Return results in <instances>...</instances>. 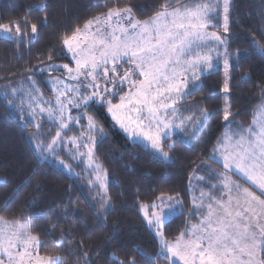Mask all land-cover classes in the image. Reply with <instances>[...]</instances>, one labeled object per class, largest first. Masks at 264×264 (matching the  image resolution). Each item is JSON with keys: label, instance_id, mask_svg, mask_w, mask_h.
<instances>
[{"label": "trees", "instance_id": "1", "mask_svg": "<svg viewBox=\"0 0 264 264\" xmlns=\"http://www.w3.org/2000/svg\"><path fill=\"white\" fill-rule=\"evenodd\" d=\"M165 2L0 0V24L27 20L26 25H20L22 42L8 39L0 31V216L13 221L23 217L30 233L39 237L37 252L59 257V264H127L129 260L135 264H168L163 258L156 259L160 245L139 205L153 203L162 194L179 196L184 210L162 226L163 236L174 240L198 219L196 213L202 214L197 208L191 209V175L196 173L202 179L195 181L198 189H194L210 191L218 183L210 172H224L222 165L209 160L226 127L219 68L202 75L200 83L189 88L191 94L177 103L179 115L191 120L185 129L163 141L168 161L130 140L109 116L107 105L92 102L77 110L93 119V157L106 174L105 192L92 184L83 161L79 163L62 150L55 152L71 166L70 172L55 157L39 154L38 146L46 148L52 143L59 125L44 117L22 121L23 112L11 96L16 88L30 85L29 77L44 94L50 93L45 79L62 77L64 70L40 69L72 64L62 44L65 34L71 35L109 9L131 7L132 15L143 21L161 10ZM190 2L170 0L169 9ZM227 16V51L231 53L228 127L235 130L237 125L249 127L257 107L264 102V0H230ZM32 24H37L36 33ZM127 65L123 62L120 67ZM125 92L124 87L112 102ZM79 123H71L61 135L78 137L86 130V121ZM104 201L107 206L101 207Z\"/></svg>", "mask_w": 264, "mask_h": 264}, {"label": "snow or ice", "instance_id": "2", "mask_svg": "<svg viewBox=\"0 0 264 264\" xmlns=\"http://www.w3.org/2000/svg\"><path fill=\"white\" fill-rule=\"evenodd\" d=\"M40 7L46 8V5L41 4ZM170 7V0H166L161 10L144 21L133 19L131 7L109 9L103 16L108 23L107 32L100 27L93 30L94 24L101 23V17L97 16L87 21L83 29L77 27L71 35L65 34L61 38L76 65L75 69L68 64L63 65V68L68 79L77 82L76 86H69L63 79L51 81L58 95L57 106L49 110L48 114L50 117L58 116L61 130L70 127L69 123H64L66 109L71 107L79 110L95 101L107 105L113 120L124 132L130 136L143 137L153 149L168 158V153L161 148V136H167L168 130L181 128L184 123L181 121V124L174 125L170 119L176 113L174 96L183 98L190 95L191 92L186 91L189 80L194 84L200 78V71L213 68V49L208 48V45L213 42L225 44V39L216 32L207 31L217 12L212 0H191L189 4L177 5L169 10ZM228 9L229 0H224L225 13ZM114 19L116 26L111 27ZM224 19V30L228 32L229 17L225 15ZM21 23L26 25L27 20L0 24V31L6 34V38L22 42ZM31 30L36 33L37 24H32ZM206 48L207 51H204ZM216 52L218 57V47ZM224 55L227 73L228 57L231 56L227 46ZM122 61L129 64L123 75L120 74ZM57 70L53 65L40 69L42 72ZM81 77L88 83H82ZM101 80L105 85L103 88L99 83ZM108 84L112 87H107ZM125 84L130 85L128 92L119 97L118 103H113ZM88 88L93 91L85 95L81 89L86 92ZM36 91L32 83L30 99H38L33 96ZM224 91H228L227 84ZM16 94L14 91L13 96ZM66 94L69 98L65 100ZM44 111L41 108V113ZM257 111L264 114V103L257 107ZM230 114L225 111L226 121ZM203 115L207 118L208 113ZM66 119L79 122L81 116L68 115ZM88 121L87 130L91 132L94 128L91 116ZM60 136L61 132L57 131L56 138ZM56 138L47 149L38 146L40 152L54 153ZM209 160L218 166L222 165L225 171L210 172L211 178L218 183L213 184L209 191L207 214L191 229L181 232L174 243L161 240L163 247L156 259L163 258L168 264H264V199L261 198L264 197V118L257 119L254 114L249 127L237 125L235 130L229 127L217 139ZM233 172L251 182L260 190V195L232 181L228 174ZM219 187L226 190V200L224 194L220 198L213 195L212 189ZM203 196L202 193V199ZM157 199L161 202L160 211H153L151 218L146 215V219L149 225L156 226L157 235L163 236L161 225L167 212L177 205L173 197L165 198L162 194ZM105 206L106 201L101 207ZM153 207L158 205L154 204ZM40 243L39 237L30 233V225L24 222L23 217L15 221L0 217V264H5L4 257L7 258V264H32L33 260L35 264H59V257H39L38 252L34 253V246ZM258 255L261 257L259 260ZM127 264H135V261L129 260Z\"/></svg>", "mask_w": 264, "mask_h": 264}, {"label": "rangeland", "instance_id": "3", "mask_svg": "<svg viewBox=\"0 0 264 264\" xmlns=\"http://www.w3.org/2000/svg\"><path fill=\"white\" fill-rule=\"evenodd\" d=\"M212 3L217 6V12L213 15V22L207 28V31L216 32L223 39H225V44L224 45H217L215 42H213V43H210L208 45V48H212L213 49V51L211 53L212 56H213V68L210 69V70L200 71L199 72V77H201L204 74H207V73L211 72L212 70H216L218 68L221 69L222 77H223V118H224L225 111L227 110V111L230 112V105H229L230 65H229V68L227 70V73H226L225 66H224V60L226 58L224 53H225L226 46H227V32H225V30H224V24H225V19L224 18H225V15L228 14V12L225 13V11H224V0H212ZM229 7H230V0H229ZM169 10H171V9H169ZM107 12L104 13V14H107ZM104 14L99 15L101 17V23H100V25H95L94 24L93 25V30L96 27H100V28L104 29L105 32H107L109 30L108 23L103 19ZM96 17H94V18H96ZM94 18H92L90 20H93ZM133 19H136V18L133 16ZM115 26H116V21L114 19L111 22V27H115ZM83 27L81 29H83ZM211 27H215V28L211 29ZM216 27H218V28H216ZM1 34L3 36H6V34L4 32H2V31H1ZM217 47L219 48V53H220V55L218 57H217V52H216V48ZM65 49L67 51V48H65ZM204 51H207V48L204 49ZM67 53L69 54V56H70V58L72 60V64L69 65V67L75 69L76 65H75V61L72 58V54L69 53L68 51H67ZM122 63H123V61L121 62V64ZM53 66H56L57 68H61V69L64 70L63 65H53ZM46 67H48V66H46ZM46 67H44V68H46ZM109 67H111V65H109ZM128 67H129V64L127 66L120 67V74L123 75L124 71ZM64 73H65V75L62 76V77L54 76V77H47L45 79L46 80V85H47V87L50 90L49 94H44L43 91L38 86L37 82L35 80H33L32 77H29L30 80H32V81H29V84H30L29 86H27V87L20 86V88L18 87L15 90H13V92L15 91L17 93L15 96H13V92L11 91V96H12V98L15 100V102L17 104L16 105L17 109L21 110L23 112V116H21V120L22 121L29 120V121H34L35 122L36 120H38V118L44 117V118H47L48 120L53 121V122H55V123H57L59 125L60 121H59L58 116L54 115V116L50 117L49 114H48L49 110H51V109H53V108H55L57 106L56 96L58 95V93L55 91V87L56 86H54L51 83V81L55 80V79H63L65 81V83L67 85H69V86H76V84H77L76 81L68 79V74H67L66 70H64ZM189 76H191V72H189ZM80 81L82 83H84V84L88 83V81L85 80L84 77H81ZM32 83H34L35 88L38 90V91L33 93V96L34 97H38V99H30L29 98V93L32 91ZM99 83H100L101 88L105 87V85H104L102 80L99 81ZM198 83H200V78L194 84H193V82L191 80H189V88L191 86L195 85V84H198ZM226 84H227V87H228V91L227 92L224 91V88H225ZM129 86H130L129 84H125L124 85V87L126 88V92H128ZM60 87L63 88V85H60ZM107 87L111 88L112 85L108 84ZM189 88L186 89V91H188ZM81 91L84 92L85 95H90L92 93L93 89L92 88H88L86 92L84 91V89H81ZM125 93L120 94V96L124 95ZM67 98H69V97L66 94L64 99L66 100ZM105 99H108V98L105 97ZM174 99L176 100V103L174 105V107L176 109V113H175V116L174 117H170V119L172 120L174 125L175 124H181V121H184V123L182 124L181 128L173 127L171 130H168V135L167 136H164V135L161 136V140H160L161 148H162V143H163V141L166 138L170 137L171 135H173L175 133L181 132L190 123L188 121V118H190L189 116L188 117H181L179 115V113H178L177 103L182 98L174 96ZM48 102H51V103L49 104ZM93 102H95V101H93ZM118 102H119V99H118V101L116 103H118ZM90 103H92V102H89V104ZM95 103H98V102H95ZM41 108L45 109V111L43 113H41ZM107 112H108V110H107ZM108 114L111 117V119L113 120L112 114L109 113V112H108ZM68 115H71L72 117H76L78 115L81 116V119H84L86 121V125H85L86 126L85 127L86 130H83L82 134H80L78 137H74V136L72 137L71 136V137L65 138L63 135H61L59 138L55 137L56 138L55 152L62 150L63 152H65V153L69 154L70 156H72L79 163L80 162L82 163V161H83L88 173L91 175L92 184H95L102 192H105L106 174L99 167V165L96 163V161H95V159L93 157V146H94V141H95V138H96V134H94L95 133V129H96L95 125H94L93 130L91 132H89L87 130L88 129V123H89L88 116L84 115L82 112H77V109H74V108H71V107H69L68 109L65 110L64 123H69V124L76 123L77 126L80 125V123H79L80 121L79 122L68 121L66 119V117ZM255 116H256L257 119L264 118V114H262V113H260L258 111L255 112ZM229 119H230V116H229ZM229 119L227 121L224 119L225 126H226L225 130H224V133L229 128L228 127ZM113 122L116 124V126L130 140H132L134 142H137V143H140V144L148 147L155 154H157L158 156H160L162 159H164L166 161H168L170 159L169 153L167 151H165L163 148H162V151L168 153V158L167 159L164 158V156L162 155V152H158L157 150L153 149L151 147L150 142L145 141L143 139V137H137V136H134V135L130 136L128 133L124 132V130L116 123L115 120H113ZM66 129L61 130L59 128V131L62 134L63 131H65ZM72 141H77V143H72ZM47 148H48V146L46 148H44V149H47ZM89 151H91V155H89ZM38 152L43 158H47L48 156L55 157V160H56V162L58 164H60L67 171H70V172L72 171L71 166L69 164L65 163L62 158L58 157L57 154H55V152L53 153V152L45 151V152L41 153L40 150H39V147H38ZM194 174L191 175V178H190V181H189V185H188V189H189L188 191H189V195H190V198H191V209L194 208V206H196V208L197 207L201 208L202 205H204L203 202L206 200L205 196H203V199H202L201 195L197 196V195H194V193H193V190H196L194 188L197 187L195 185V181L198 180V179H201V177L199 175H197L196 173H194ZM236 174L239 177H241L240 174L234 173V172H233V174L229 173L228 175L230 176V179L232 181H234L235 183L239 184L241 186V188H249V190L253 191L257 196L260 195V190L259 189H257L254 185H251V182L247 181L246 178L241 177L248 184V185H244L243 186V183L240 182L239 180H237L234 177V175H236ZM208 194L209 193H207V195ZM233 195H235V193H233ZM163 196L165 198L173 197L174 198V203L177 205V207H175L171 211L167 212L166 217L164 219V222H165L170 217L181 213L184 210V208H183V205H182L181 198L179 196H176V195H174V196L163 195ZM214 196L216 198H218L217 195H214ZM224 196L227 199V195H226V190L225 189H224ZM159 197H161V195ZM261 198L264 199V197H261ZM154 204L158 205V207L154 208L153 207ZM160 205H161L160 200L156 199V201L153 202V203L140 204L139 205V211H140L141 215L143 216L144 220L146 221V223L148 224V226L154 232V234H155V236H156V238H157V240L159 242L160 252H161L162 247H163V245L161 244V240H167V239L164 236H158L157 235L156 226L154 224L153 225H149L148 219H146V215H147L148 218H151L153 211L159 212L160 211V207H159ZM196 216H197V218L200 217L198 213H196ZM5 220H7V219H5ZM7 221H13V220H7ZM164 222H163V224H164ZM262 222H264V221H262ZM163 224L161 225V228H160L161 232H162ZM167 241L170 242V243H174L173 240H167ZM37 248H38V245H35L34 248H33L34 253L37 252ZM38 255H39V257H47L45 255H40L39 253H38ZM51 257H55V256H51ZM259 259H261V257L258 255L257 256V260H259ZM4 261H5V264H7V258L6 257H4ZM32 264H35L34 260H33Z\"/></svg>", "mask_w": 264, "mask_h": 264}, {"label": "crops", "instance_id": "4", "mask_svg": "<svg viewBox=\"0 0 264 264\" xmlns=\"http://www.w3.org/2000/svg\"><path fill=\"white\" fill-rule=\"evenodd\" d=\"M223 134H224V132H223ZM225 171V170H224ZM231 174H233V173H231ZM237 175V174H236ZM196 176V175H195ZM238 176V175H237ZM239 177V176H238ZM240 179H242L241 177H239ZM202 179H198V180H196V182H200ZM244 181V182H243ZM241 182V181H240ZM242 183H243V186L244 185H248L247 184V182L245 181V180H243L242 179ZM198 189V188H197ZM193 190V193H194V195H197V196H200L202 193L204 194V196H205V201L203 202V204L204 205H202V207L201 208H198L197 207V211H200V213H202L201 214V216L198 218V219H196L195 221H193V222H191L189 225H188V227H187V229L186 230H188V229H191V227H192V225H195V224H198L200 221H201V219L203 218V216L204 215H206L207 214V210H208V208H207V206H208V203L210 202V200H209V195H207V193H209V191H207V190H205V189H200V190ZM212 193H213V195H217L218 196V198H220L221 197V195L222 194H224V189H221V191L219 190L218 191V189H212ZM223 198L226 200V198H225V196L223 195ZM191 199V198H190ZM196 208V206H194V208L193 209H195ZM187 238V237H186ZM176 241V239H174L173 240V242H175Z\"/></svg>", "mask_w": 264, "mask_h": 264}]
</instances>
